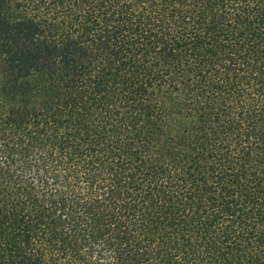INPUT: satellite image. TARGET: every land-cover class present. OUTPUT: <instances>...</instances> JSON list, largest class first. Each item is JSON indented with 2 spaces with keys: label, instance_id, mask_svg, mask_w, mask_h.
Returning <instances> with one entry per match:
<instances>
[{
  "label": "trees",
  "instance_id": "1",
  "mask_svg": "<svg viewBox=\"0 0 264 264\" xmlns=\"http://www.w3.org/2000/svg\"><path fill=\"white\" fill-rule=\"evenodd\" d=\"M0 264H264V0H0Z\"/></svg>",
  "mask_w": 264,
  "mask_h": 264
}]
</instances>
